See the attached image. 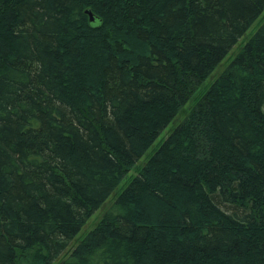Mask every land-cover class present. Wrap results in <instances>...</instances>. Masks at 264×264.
I'll return each instance as SVG.
<instances>
[{
  "label": "trees",
  "instance_id": "1",
  "mask_svg": "<svg viewBox=\"0 0 264 264\" xmlns=\"http://www.w3.org/2000/svg\"><path fill=\"white\" fill-rule=\"evenodd\" d=\"M263 12L0 0V264H264V20L78 236Z\"/></svg>",
  "mask_w": 264,
  "mask_h": 264
},
{
  "label": "rangeland",
  "instance_id": "2",
  "mask_svg": "<svg viewBox=\"0 0 264 264\" xmlns=\"http://www.w3.org/2000/svg\"><path fill=\"white\" fill-rule=\"evenodd\" d=\"M108 18H111L109 16ZM264 20V12L261 16L251 25V27L247 30L244 36L240 39V41L235 45V47L231 50V52L224 58L222 63L202 82L200 85H197L190 95V98L186 105L181 108L175 118L169 123V125L160 133V136L155 140V142L151 145V147L146 151V153L141 157L138 163L130 168L126 174L123 175L121 181L119 182L115 192L110 196V198L101 206V208L96 211L93 216L89 219L88 223L83 227L81 232L78 234L79 237L84 235L89 229H91L98 220L102 217L104 212L112 207L114 196L120 191H122L131 181V179L138 174L142 166L146 163V161L150 158V156L159 148L162 141L168 136V134L174 129V127L182 121V119L189 114V112L196 107L199 101L203 99L206 90L208 89L211 82L222 72L225 66L229 63V61L234 57L237 51L242 47V45L246 42V40L254 33L257 27ZM69 258V255L63 256L59 261L54 264H61L65 260Z\"/></svg>",
  "mask_w": 264,
  "mask_h": 264
},
{
  "label": "water",
  "instance_id": "3",
  "mask_svg": "<svg viewBox=\"0 0 264 264\" xmlns=\"http://www.w3.org/2000/svg\"><path fill=\"white\" fill-rule=\"evenodd\" d=\"M86 12L89 14L90 16V21L95 22V17L93 16L92 12L90 10H86Z\"/></svg>",
  "mask_w": 264,
  "mask_h": 264
}]
</instances>
